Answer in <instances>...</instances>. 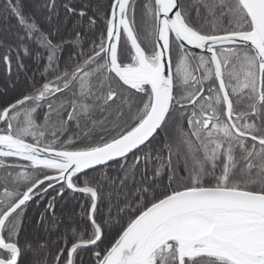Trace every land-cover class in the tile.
<instances>
[{
  "label": "snow or ice",
  "instance_id": "6c2138e0",
  "mask_svg": "<svg viewBox=\"0 0 264 264\" xmlns=\"http://www.w3.org/2000/svg\"><path fill=\"white\" fill-rule=\"evenodd\" d=\"M0 22V264H264V0H0Z\"/></svg>",
  "mask_w": 264,
  "mask_h": 264
},
{
  "label": "trees",
  "instance_id": "16d2710c",
  "mask_svg": "<svg viewBox=\"0 0 264 264\" xmlns=\"http://www.w3.org/2000/svg\"><path fill=\"white\" fill-rule=\"evenodd\" d=\"M25 3L31 5V0H24ZM103 2H107V0H103ZM10 24H15V19H12L10 22ZM6 26L0 22V36L4 35L3 29ZM2 71V70H1ZM3 72V71H2ZM13 92L12 94H10L9 97H7L6 99L2 100L0 102V104H3L5 102H7L9 99L13 98L17 93L15 91H11ZM81 199V197L77 194L75 196V198L73 197V194H66L65 200L61 201L60 204L57 205V211L59 212L61 210V208H63L65 213L71 212L73 210L78 211L79 208V200ZM27 216L29 218V220L31 221L34 217H35V209L34 208H29L27 211ZM69 221L67 220V218H65L64 223H68ZM78 222V221H77ZM31 223H29V229L31 228ZM61 227H63V224L61 225Z\"/></svg>",
  "mask_w": 264,
  "mask_h": 264
},
{
  "label": "bare ground",
  "instance_id": "6f19581e",
  "mask_svg": "<svg viewBox=\"0 0 264 264\" xmlns=\"http://www.w3.org/2000/svg\"><path fill=\"white\" fill-rule=\"evenodd\" d=\"M3 82V72L0 70V84ZM13 92L9 91L7 95H0V102L10 96Z\"/></svg>",
  "mask_w": 264,
  "mask_h": 264
}]
</instances>
